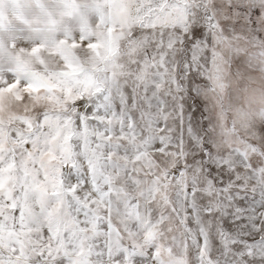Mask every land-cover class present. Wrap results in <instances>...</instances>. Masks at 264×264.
Segmentation results:
<instances>
[{
	"label": "snow or ice",
	"instance_id": "6c2138e0",
	"mask_svg": "<svg viewBox=\"0 0 264 264\" xmlns=\"http://www.w3.org/2000/svg\"><path fill=\"white\" fill-rule=\"evenodd\" d=\"M0 264H264V0H0Z\"/></svg>",
	"mask_w": 264,
	"mask_h": 264
},
{
	"label": "rangeland",
	"instance_id": "374dc122",
	"mask_svg": "<svg viewBox=\"0 0 264 264\" xmlns=\"http://www.w3.org/2000/svg\"><path fill=\"white\" fill-rule=\"evenodd\" d=\"M27 8V18L28 19H35V13L34 11L31 9L30 5H26ZM13 21L15 22V18H13ZM54 52L53 49H49V48H44L42 49V53L44 54L45 58H48V54ZM12 55L16 56L18 58L21 59H25V60H32V54L30 52L29 49H25L24 51H20L19 48H14L12 49Z\"/></svg>",
	"mask_w": 264,
	"mask_h": 264
}]
</instances>
